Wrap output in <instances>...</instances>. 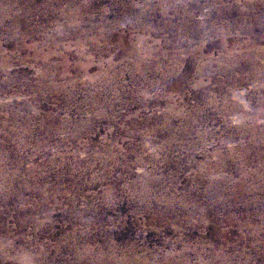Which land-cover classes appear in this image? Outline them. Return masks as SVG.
<instances>
[{
	"label": "rangeland",
	"instance_id": "1",
	"mask_svg": "<svg viewBox=\"0 0 264 264\" xmlns=\"http://www.w3.org/2000/svg\"><path fill=\"white\" fill-rule=\"evenodd\" d=\"M0 5V264H264V0Z\"/></svg>",
	"mask_w": 264,
	"mask_h": 264
},
{
	"label": "bare ground",
	"instance_id": "2",
	"mask_svg": "<svg viewBox=\"0 0 264 264\" xmlns=\"http://www.w3.org/2000/svg\"><path fill=\"white\" fill-rule=\"evenodd\" d=\"M251 3V2H250ZM11 8V7H10ZM12 9V8H11ZM9 11L10 10H8V7L7 6H3V5H0V16H6V15H8L9 14ZM22 14V13H21ZM21 16H23V15H20V14H17V19L16 20H13L12 21V23H11V25H10V27H9V31H14L15 30V27H16V25H17V22L20 20L19 18L21 17ZM25 18V17H24ZM23 18V19H24ZM70 18V17H69ZM0 20H1V18H0ZM75 21V20H74ZM1 22H2V20H1ZM73 29V28H72ZM12 35H16L15 33H11ZM33 47V46H32ZM1 48V47H0ZM19 49H23V48H19ZM33 49V48H32ZM34 49H35V46H34ZM37 49H35V54H34V56H33V59L36 61V62H38V63H42V60H41V58H40V56H39V54H38V52L36 51ZM0 52H1V50H0ZM134 53H135V51H133ZM254 54H255V52H254ZM60 68H67L64 64H61V66H60ZM225 72L226 73H230V74H232L233 73V68H227V69H225ZM172 73V72H171ZM174 73H176L175 71H174ZM255 73V69L253 70V74ZM190 131V130H189ZM246 132H249L248 130H246ZM257 152H258V156L259 157H264V153L259 149V148H257ZM247 154H245L244 155V158L245 159H242L241 160V163L242 164H250V159H248V157H250V153L247 151L246 152ZM254 160V159H253ZM258 162H260L261 160H263V159H256ZM226 161V159H223L220 163H219V165L216 167V168H212L211 167V171L214 173H216L217 171H218V169L219 168H223V164H224V162ZM255 162V161H254ZM252 163V162H251ZM261 163H263V162H261ZM261 163H260V165H261ZM259 164V163H258ZM264 163L258 168V169H260L258 172H257V174L258 173H261V174H263L264 175V170H262V169H264ZM257 169V168H256ZM256 171V170H255ZM261 177V176H260ZM261 178H264V177H261ZM253 188H255L254 186H253ZM252 188V189H253ZM237 189H239V187L237 188ZM130 254H134V255H130V256H128V257H126V258H124V259H122V260H116V259H114L113 257H112V255H110V256H108L107 257V259L106 260H104V261H101V262H99V264H146V259L145 258H143V257H140V256H137V255H135V253L134 252H132V253H130Z\"/></svg>",
	"mask_w": 264,
	"mask_h": 264
}]
</instances>
